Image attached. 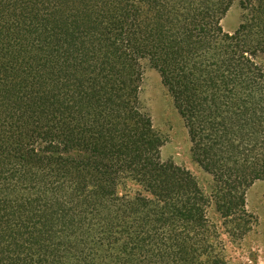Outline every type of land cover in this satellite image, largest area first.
Wrapping results in <instances>:
<instances>
[{
    "label": "trees",
    "instance_id": "1",
    "mask_svg": "<svg viewBox=\"0 0 264 264\" xmlns=\"http://www.w3.org/2000/svg\"><path fill=\"white\" fill-rule=\"evenodd\" d=\"M233 2L0 0V264L210 254L207 200L161 160L138 91L145 63L192 160L237 202L264 181V0L227 35Z\"/></svg>",
    "mask_w": 264,
    "mask_h": 264
},
{
    "label": "rangeland",
    "instance_id": "2",
    "mask_svg": "<svg viewBox=\"0 0 264 264\" xmlns=\"http://www.w3.org/2000/svg\"><path fill=\"white\" fill-rule=\"evenodd\" d=\"M245 0H234L220 23L223 34L233 35L242 23ZM264 68V54L255 58ZM138 91L140 106L148 114L154 131L164 140L161 160L188 171L199 192L207 200L204 206L207 229L202 235L211 252L197 258V264H264V181H257L243 194L240 202L223 191L213 178L192 160L191 145L183 120L161 83L159 74L143 64Z\"/></svg>",
    "mask_w": 264,
    "mask_h": 264
}]
</instances>
